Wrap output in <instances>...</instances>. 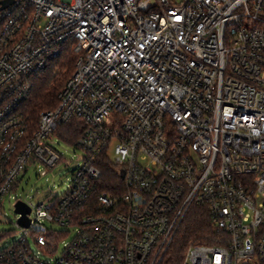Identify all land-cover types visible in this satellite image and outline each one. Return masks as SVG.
I'll return each instance as SVG.
<instances>
[{
    "label": "built area",
    "instance_id": "1",
    "mask_svg": "<svg viewBox=\"0 0 264 264\" xmlns=\"http://www.w3.org/2000/svg\"><path fill=\"white\" fill-rule=\"evenodd\" d=\"M5 1L0 222L14 199L22 235L0 264H161L193 205L207 206L215 234L182 264H264V0ZM66 46L75 69L32 127L20 106ZM75 118L83 154L67 190L19 196L29 166L67 162L52 139ZM103 154L118 193L97 192Z\"/></svg>",
    "mask_w": 264,
    "mask_h": 264
},
{
    "label": "trees",
    "instance_id": "2",
    "mask_svg": "<svg viewBox=\"0 0 264 264\" xmlns=\"http://www.w3.org/2000/svg\"><path fill=\"white\" fill-rule=\"evenodd\" d=\"M78 55L66 46L61 55L53 59L47 70L37 73L32 78V90L21 106L20 111L27 117L30 126L35 127L40 114L47 109L55 108L59 103V94L71 77ZM85 123L79 118L61 125L56 133L68 143L77 140ZM102 170L97 192L118 193L123 180L111 159L103 154L97 162ZM215 234L210 220L209 210L205 205H193L176 233L171 246L165 253L161 264H182L183 258L191 243H204L210 235Z\"/></svg>",
    "mask_w": 264,
    "mask_h": 264
},
{
    "label": "rangeland",
    "instance_id": "3",
    "mask_svg": "<svg viewBox=\"0 0 264 264\" xmlns=\"http://www.w3.org/2000/svg\"><path fill=\"white\" fill-rule=\"evenodd\" d=\"M52 140V145L63 154L67 162L60 161L53 168H44L38 164L29 166L27 171L23 174L20 186L16 191L19 196L31 198L34 204L44 202L55 193L61 194L67 190L72 178V171L76 166L79 155L83 154L81 149L76 145L63 140V138H61L56 132L54 133ZM14 204L15 200L9 199V197L4 201L5 216L0 222V232L2 233L0 248L10 245L22 235V232L17 225ZM54 229L62 231V229L65 228L60 225H55ZM75 232L76 228L72 227L69 234H67L64 239L66 241L71 240ZM63 246L64 243L60 241L57 253L61 252ZM33 249L34 251L39 250L36 245Z\"/></svg>",
    "mask_w": 264,
    "mask_h": 264
},
{
    "label": "water",
    "instance_id": "4",
    "mask_svg": "<svg viewBox=\"0 0 264 264\" xmlns=\"http://www.w3.org/2000/svg\"><path fill=\"white\" fill-rule=\"evenodd\" d=\"M11 1L10 0H6L4 2V6H7ZM125 172L124 170L121 171V176L124 177ZM16 212L22 214V216L19 218V222L22 226H28L30 223V219L28 217V214L30 213V207L28 205H26L23 202H18L16 204Z\"/></svg>",
    "mask_w": 264,
    "mask_h": 264
}]
</instances>
